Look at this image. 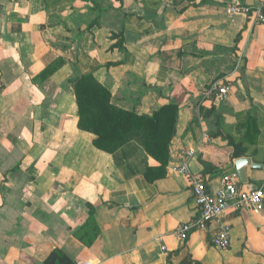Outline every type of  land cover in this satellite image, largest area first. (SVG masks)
I'll return each mask as SVG.
<instances>
[{"label": "crops", "instance_id": "crops-1", "mask_svg": "<svg viewBox=\"0 0 264 264\" xmlns=\"http://www.w3.org/2000/svg\"><path fill=\"white\" fill-rule=\"evenodd\" d=\"M233 3L264 0H0V264H45L55 248L75 264H264V210L232 207L185 243L174 236L199 216L176 172L189 151L212 191L240 159L241 189L264 187V25L228 15ZM86 75L138 115L178 104L166 166L143 149L119 165L121 152L95 147L71 83ZM216 79L233 89L221 104L204 98ZM91 209L88 246L76 233ZM222 225L227 250L213 245Z\"/></svg>", "mask_w": 264, "mask_h": 264}, {"label": "trees", "instance_id": "trees-1", "mask_svg": "<svg viewBox=\"0 0 264 264\" xmlns=\"http://www.w3.org/2000/svg\"><path fill=\"white\" fill-rule=\"evenodd\" d=\"M63 64L56 61L39 77L41 79L52 75ZM77 98L79 109V128L97 139L95 147L117 157L119 165L122 159H128L130 153L143 149L146 158H152L167 165L169 147L176 134L178 104L170 103L152 115H138L136 112L119 108L112 103L111 93L103 87L92 75H86L71 81ZM240 154H235L239 158ZM147 166V172L151 171ZM229 172H225L227 174ZM223 174V175H224ZM91 229V230H90ZM89 230V231H87ZM93 230V236L90 231ZM99 230L94 222V210L91 209L90 219L77 238L90 246L97 238ZM45 264H75L61 249L55 248L45 260Z\"/></svg>", "mask_w": 264, "mask_h": 264}, {"label": "built area", "instance_id": "built-area-1", "mask_svg": "<svg viewBox=\"0 0 264 264\" xmlns=\"http://www.w3.org/2000/svg\"><path fill=\"white\" fill-rule=\"evenodd\" d=\"M226 13L234 15H251L256 24L264 25V3L259 6H246L233 3L226 7ZM232 86L223 79H216L204 92V98H213L218 104L227 101L232 93ZM195 156V151H189L177 166L176 172L186 176L189 180L195 202L199 208V216L193 221L180 225L175 237L181 243H185L190 234L199 228H207L219 223L223 215L232 207L236 209L248 208L255 213L264 210V187L259 189L243 190L240 187L237 172L224 174L221 179V187L212 191L208 187V180L202 174L193 173L190 161ZM231 227L222 225L218 234L213 238V245L220 250H227L231 246ZM162 252L169 256V250L162 238Z\"/></svg>", "mask_w": 264, "mask_h": 264}, {"label": "water", "instance_id": "water-1", "mask_svg": "<svg viewBox=\"0 0 264 264\" xmlns=\"http://www.w3.org/2000/svg\"><path fill=\"white\" fill-rule=\"evenodd\" d=\"M250 165H251V163L249 162L248 159H240L236 162L237 172L239 175L240 187H241V185L247 183L246 168Z\"/></svg>", "mask_w": 264, "mask_h": 264}]
</instances>
